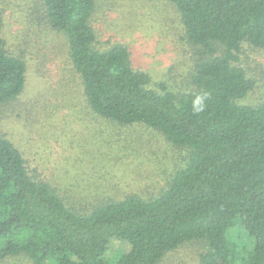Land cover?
Returning a JSON list of instances; mask_svg holds the SVG:
<instances>
[{
    "label": "trees",
    "instance_id": "obj_1",
    "mask_svg": "<svg viewBox=\"0 0 264 264\" xmlns=\"http://www.w3.org/2000/svg\"><path fill=\"white\" fill-rule=\"evenodd\" d=\"M40 1L46 24L66 39L91 112L159 132L186 151V162L156 198L128 195L81 215L30 176L22 153L0 137V262L22 256L31 264H158L201 242L196 264H264V99L239 103L255 82L238 64L243 44L264 50V0H166L197 48L191 89L180 93L164 85L151 90L122 45L96 48L90 21L97 0ZM2 27L0 12V107L22 93L26 74L23 59L6 51ZM235 227L250 248L231 241ZM112 240L129 251L107 258Z\"/></svg>",
    "mask_w": 264,
    "mask_h": 264
},
{
    "label": "rangeland",
    "instance_id": "obj_2",
    "mask_svg": "<svg viewBox=\"0 0 264 264\" xmlns=\"http://www.w3.org/2000/svg\"><path fill=\"white\" fill-rule=\"evenodd\" d=\"M0 12L5 49L26 65L22 93L0 107V137L22 153L29 175L81 215L128 195L159 196L185 164L186 151L142 124L121 126L91 112L66 39L46 24L40 0H0ZM90 22L96 48L125 47L131 66L148 76L151 90L160 85L173 93L191 89L197 48L184 39L168 1L97 0ZM241 51L238 64L255 88L239 103L257 105L264 99V50L243 44ZM236 228L228 234L231 241L250 248L252 242ZM128 251L125 242L112 240L106 257ZM204 252L203 243H187L158 264H196ZM0 264L31 263L19 256Z\"/></svg>",
    "mask_w": 264,
    "mask_h": 264
},
{
    "label": "clouds",
    "instance_id": "obj_3",
    "mask_svg": "<svg viewBox=\"0 0 264 264\" xmlns=\"http://www.w3.org/2000/svg\"><path fill=\"white\" fill-rule=\"evenodd\" d=\"M195 111L199 112L203 110L204 107V98L203 97H198L197 100L195 101Z\"/></svg>",
    "mask_w": 264,
    "mask_h": 264
}]
</instances>
